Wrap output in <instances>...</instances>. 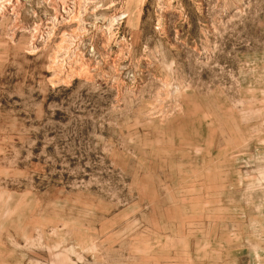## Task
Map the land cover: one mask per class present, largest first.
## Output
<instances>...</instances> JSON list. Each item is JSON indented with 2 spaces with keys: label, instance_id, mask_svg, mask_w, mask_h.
<instances>
[{
  "label": "rangeland",
  "instance_id": "rangeland-1",
  "mask_svg": "<svg viewBox=\"0 0 264 264\" xmlns=\"http://www.w3.org/2000/svg\"><path fill=\"white\" fill-rule=\"evenodd\" d=\"M0 264H264V0H0Z\"/></svg>",
  "mask_w": 264,
  "mask_h": 264
}]
</instances>
